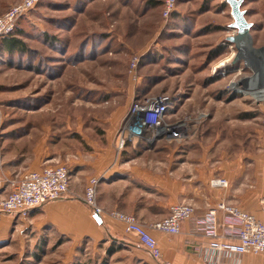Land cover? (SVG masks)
<instances>
[{"label":"rangeland","instance_id":"374dc122","mask_svg":"<svg viewBox=\"0 0 264 264\" xmlns=\"http://www.w3.org/2000/svg\"><path fill=\"white\" fill-rule=\"evenodd\" d=\"M20 1L0 0V16ZM162 1L40 0L18 20L25 51L0 44V201L23 173L60 163L84 197L91 176L102 180L98 157L111 153L118 163L150 155L161 173L225 178L216 187L261 209L264 96L251 90L264 83V0L241 4L252 23L242 45L229 40L238 29L225 0H178L171 18ZM161 96L183 136L118 149L133 109ZM40 208L0 209V264H161L134 240L110 251L103 218L100 239H74L44 223Z\"/></svg>","mask_w":264,"mask_h":264},{"label":"crops","instance_id":"0c3cea01","mask_svg":"<svg viewBox=\"0 0 264 264\" xmlns=\"http://www.w3.org/2000/svg\"><path fill=\"white\" fill-rule=\"evenodd\" d=\"M90 1L92 4L99 0ZM112 156L111 153L100 155L93 172L103 176L98 186L96 202L103 209L101 216L113 239L134 240L138 243L137 237L128 233L122 222L108 215L112 210H122L137 217L152 231L160 244L163 261H170L172 264H264V253L232 255L209 251L210 237L200 228L209 208L223 199L239 201L244 205L243 209L262 218L260 208L248 206L251 201L213 186L208 180L198 178L187 170L183 173L175 169L161 173L156 167L157 159L150 155L147 158L137 157L134 162L126 160L122 163L115 162ZM2 169L0 163V181L6 174ZM69 186L70 193L67 196L48 201L40 208L39 215L43 222L74 239L85 235L100 239L102 226L84 202L73 175ZM183 200L195 208V214L192 219L182 222L179 234L164 233L152 228L153 223L168 215L172 205Z\"/></svg>","mask_w":264,"mask_h":264},{"label":"built area","instance_id":"2783aa9c","mask_svg":"<svg viewBox=\"0 0 264 264\" xmlns=\"http://www.w3.org/2000/svg\"><path fill=\"white\" fill-rule=\"evenodd\" d=\"M40 0H22L11 5L0 16V38L11 34L18 20L33 8ZM178 0H163L162 14L171 18L176 11ZM138 58H133V65ZM167 96L150 100L144 105L136 106L132 117L118 140V149L123 148L127 141L133 139L154 140L159 136L176 139L182 134L175 133L178 129L168 122L173 106ZM180 129V128H179ZM71 173L65 164H46L40 169H34L22 174L17 181L12 182L10 192L0 201V209L5 212H26L33 208L42 207L48 201L62 199L70 191ZM100 178L91 176L86 185L84 202L92 208V213L102 215L103 209L96 202ZM214 186H227L225 178L211 181ZM195 208L190 203L181 202L172 205L168 215L155 223L152 228L169 234H179L181 224L194 217ZM263 217L247 211L240 206L223 199L214 207L209 208L208 214L200 228L210 237L209 251L240 255L243 253H264V200L261 203ZM113 219L122 222L124 229L137 237L140 244L151 258L161 264H172L163 261L162 250L156 236L147 229L134 215L124 211L112 210L108 213ZM221 215V218H220ZM102 217V216H101ZM223 229H221V227Z\"/></svg>","mask_w":264,"mask_h":264},{"label":"water","instance_id":"95a60500","mask_svg":"<svg viewBox=\"0 0 264 264\" xmlns=\"http://www.w3.org/2000/svg\"><path fill=\"white\" fill-rule=\"evenodd\" d=\"M231 7V14L233 16V22L231 27H236L238 29V34L236 36L229 37V40L238 41L239 38H243L244 41L250 40L249 30L252 23L245 19V11L241 9V4L243 0H225ZM93 216L99 223H102V217L97 213Z\"/></svg>","mask_w":264,"mask_h":264},{"label":"trees","instance_id":"16d2710c","mask_svg":"<svg viewBox=\"0 0 264 264\" xmlns=\"http://www.w3.org/2000/svg\"><path fill=\"white\" fill-rule=\"evenodd\" d=\"M14 29L15 30L11 34L3 36V37L0 38V44L2 45V48L4 50H7L9 52H13V50L25 51V48H24L25 44L22 43V41L16 36V34H18L20 29L17 28V25H16V27ZM122 241L112 239V243L113 244H112L111 247H109V250L112 251V252H116L118 250V248H122V245H121Z\"/></svg>","mask_w":264,"mask_h":264},{"label":"bare ground","instance_id":"6f19581e","mask_svg":"<svg viewBox=\"0 0 264 264\" xmlns=\"http://www.w3.org/2000/svg\"><path fill=\"white\" fill-rule=\"evenodd\" d=\"M238 42L242 45V43L244 42V39L243 38H239ZM248 42L250 43L249 40H247V42H244V43H248ZM263 51H264V49H263ZM251 93L256 94L257 97L264 96V83L261 86L259 85L258 88H256L255 90H251ZM174 126H176V128H177V127L182 126V124L176 123V124H174Z\"/></svg>","mask_w":264,"mask_h":264}]
</instances>
